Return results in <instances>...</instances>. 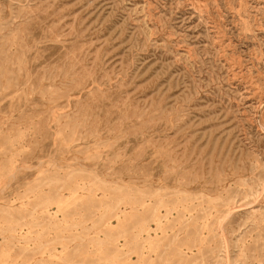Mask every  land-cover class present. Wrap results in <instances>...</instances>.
<instances>
[{
	"label": "rangeland",
	"instance_id": "1",
	"mask_svg": "<svg viewBox=\"0 0 264 264\" xmlns=\"http://www.w3.org/2000/svg\"><path fill=\"white\" fill-rule=\"evenodd\" d=\"M0 264H264V0H0Z\"/></svg>",
	"mask_w": 264,
	"mask_h": 264
}]
</instances>
